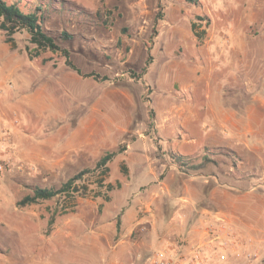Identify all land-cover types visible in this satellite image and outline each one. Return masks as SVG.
I'll return each mask as SVG.
<instances>
[{
	"label": "crops",
	"instance_id": "crops-1",
	"mask_svg": "<svg viewBox=\"0 0 264 264\" xmlns=\"http://www.w3.org/2000/svg\"><path fill=\"white\" fill-rule=\"evenodd\" d=\"M137 15L142 23L133 25V46L150 47L141 50V64L135 66V53L129 61L139 78L116 85L86 76L75 62L81 74L71 70L54 81L0 50V159L50 188L117 153L108 167L110 175L121 158L120 188L107 201H83L72 214L92 218L98 264H153L150 257L163 249L176 264H187L192 249L203 245L206 264H264V51L243 40L214 47L215 37L197 46L193 22L170 23L171 15L153 36L146 12ZM80 84L89 93L63 108L53 86L66 93ZM92 89L97 94L86 108L82 99ZM216 153L223 160L212 159ZM230 155L236 163L227 161ZM206 158L197 171L181 167ZM218 217L239 239L227 261L206 243ZM255 250L260 256L249 262L246 251Z\"/></svg>",
	"mask_w": 264,
	"mask_h": 264
},
{
	"label": "rangeland",
	"instance_id": "rangeland-1",
	"mask_svg": "<svg viewBox=\"0 0 264 264\" xmlns=\"http://www.w3.org/2000/svg\"><path fill=\"white\" fill-rule=\"evenodd\" d=\"M29 1L31 0H23L22 7H29ZM48 1L37 0L36 3ZM54 2L52 5L57 7V11L53 10L51 16L46 14L44 26L51 31L61 49L69 52V60L75 62L85 75L98 74L100 78H93L100 82L108 81L116 85L124 80L139 78L129 61L135 53V57L137 55L135 66H138L142 63V51L146 52V48L150 47L148 43L134 47L132 42L138 34L135 32L137 26L133 25L142 23L137 17V14L141 15L142 12H146L145 19L155 25L153 36L158 34L159 25L163 23L166 15H171L170 23H175V17H178L177 24L189 23V19L195 23L198 34H201L197 38V46L207 47L211 44L210 39L215 37L214 47L219 42L222 46H228L237 40H243L254 46L255 50L258 48L259 51H264V0H54ZM64 6L67 9L65 12ZM201 18L202 22L199 20ZM63 31L72 34L73 38L62 39ZM2 38L4 40H1ZM29 38L30 34L24 31L14 35L13 42L8 43L4 32L0 30V50L5 49V55L14 56L19 62L32 64L33 66L30 69L27 67L26 71L34 72L36 68L40 69L54 81L59 82V79H64L65 73L73 70L67 65V56L64 52L44 50L37 53L35 46L29 43ZM260 62L261 71L264 73V55H261ZM88 72L90 73L86 74ZM103 77L108 79L105 80ZM87 87L86 85L85 88ZM52 93L54 96H63L61 105L64 108L65 102L66 109H69L78 106V103L74 102L76 97L89 92L80 84L70 87L66 93L61 87L53 86ZM95 93L97 94V90L92 89L90 99L87 98L89 96L83 98L82 105L87 108L90 101L96 97ZM110 110L118 116L123 117L125 114L115 105H112ZM58 115L64 118V110ZM232 156L230 155L227 161L236 163V157ZM214 157L212 156V159L223 160L217 153ZM120 163L121 158L113 161L107 178V182L115 186ZM0 164L6 165V168L0 171V264H98L99 256L94 249L92 237L94 231L92 218L72 214L78 211L80 203L84 204L83 201L99 202L105 199L79 198L72 203L71 199L66 201L58 196L40 201L38 204L19 206L20 200L26 195L33 194L31 188L34 186L44 188L46 184L42 183L41 177L34 179L30 176V179L28 175H19L14 168L10 169L11 161L8 159H0ZM184 164L187 166L184 167L190 170L191 165L188 162ZM163 178L164 176L160 177V180ZM66 179L67 177H64V181ZM84 179L91 187H96L93 177L86 176ZM61 185L59 182L51 187L58 189ZM108 194L112 195L111 192ZM182 197L192 199V196L185 192ZM217 210H220L219 207ZM64 232H73L78 236L66 237ZM148 256L150 253L146 257ZM140 259L141 263L145 261Z\"/></svg>",
	"mask_w": 264,
	"mask_h": 264
},
{
	"label": "trees",
	"instance_id": "trees-1",
	"mask_svg": "<svg viewBox=\"0 0 264 264\" xmlns=\"http://www.w3.org/2000/svg\"><path fill=\"white\" fill-rule=\"evenodd\" d=\"M37 0L29 1V7H22L23 0H13L9 2L8 0H0V30L4 32L6 36V42H13V36L17 33L27 31L30 34L29 43L35 46L37 53L39 51L51 50L53 52L62 51L67 56V65L71 67L74 71L81 74L80 69L69 60V52L67 50L61 49V47L56 43L55 37L52 35L50 30H47L44 26L46 21V14L51 16L53 10L56 12L57 7L52 5L55 4L54 0H49L48 2L36 3ZM40 2V1H39ZM33 5V7H32ZM54 6L53 8H51ZM65 9L64 6V12ZM201 22L203 19H199ZM192 28L195 30V23L192 24ZM196 36L200 37L201 34ZM62 39H72L73 35L65 31L61 33ZM30 47H27L29 52ZM86 76H92L94 78H100L98 74H91ZM107 80V77H103ZM122 150H120L121 152ZM116 152L109 153L105 155L93 169H86L74 177L70 178L67 182L63 183L60 188H41L39 186H34L31 188L33 194L26 195L22 200L18 202L19 206L38 204L40 201L49 200L56 197H63L66 201L68 199L75 203L79 198H104L109 200V192H112L115 187H119L120 184L117 183L116 186L110 182H107L109 175L108 164L116 156ZM205 162H209L206 158L202 163L191 165L190 170H187L184 166L181 167L186 171H197L204 166ZM187 167V166H186ZM86 176L93 177L95 179L93 183L96 187H91L90 183L84 178ZM67 208V207H66Z\"/></svg>",
	"mask_w": 264,
	"mask_h": 264
},
{
	"label": "built area",
	"instance_id": "built-area-1",
	"mask_svg": "<svg viewBox=\"0 0 264 264\" xmlns=\"http://www.w3.org/2000/svg\"><path fill=\"white\" fill-rule=\"evenodd\" d=\"M6 165L0 164V171L4 170ZM239 239L234 229L223 217H218L215 224L210 225L208 230L207 245H210L214 251L219 252V259L227 261V252L229 249L236 248ZM203 246H198L191 251V256L187 259V264H206ZM260 256V251H246L245 257L251 262L257 260ZM150 262L153 264H176L168 250H159L150 257Z\"/></svg>",
	"mask_w": 264,
	"mask_h": 264
}]
</instances>
